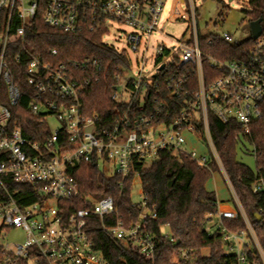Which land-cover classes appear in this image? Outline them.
Segmentation results:
<instances>
[{
    "label": "built area",
    "instance_id": "2783aa9c",
    "mask_svg": "<svg viewBox=\"0 0 264 264\" xmlns=\"http://www.w3.org/2000/svg\"><path fill=\"white\" fill-rule=\"evenodd\" d=\"M175 2L178 7L185 5V10L178 16H172L170 10L166 22H185L186 29L179 40L173 46L155 48L152 75L140 68L132 79H126L130 70L126 53L117 52L126 57L128 69L111 97L115 101L124 99L130 106L136 104L141 112L149 94L159 92L162 84L167 98L177 102L174 117L169 123L159 122L156 118L159 109L154 108L147 115L132 119L125 114L106 128L100 127L97 114L82 113L80 97L88 81L71 78L64 64L51 65L33 55L26 48V30L36 19L64 35L100 29L104 31L103 44L102 38L108 35L111 24L116 23L131 29L126 40L135 54L143 37L150 39L161 33L164 0H0V264H108L102 253L94 250L89 238L88 226L95 221L98 229L114 241L130 246L146 259L153 258L155 238L142 225L155 218L154 210L147 207V199L142 195L137 204L138 222L129 226L118 220L111 197L87 196L86 208L69 212L63 203L79 196L69 168L94 164L105 177L118 176L121 184L131 176L134 163L151 164L158 154L167 151L185 153L197 166L207 167L211 160L219 163L209 135L210 115L222 124H238L239 136L248 135L249 124L261 117L264 29L243 60L221 62L200 49L198 13L193 0ZM218 38L233 45L228 34ZM204 40L208 46L211 44L210 38ZM20 64L25 65V80L32 91L30 114L40 127L49 131L41 142L28 140L18 124H10V108L20 98L11 67ZM204 64L211 73H204ZM168 116L166 113L164 118ZM51 118L60 123L59 127L50 128ZM185 134H191L194 141L202 136L205 151L197 154L185 149ZM136 181L140 182L134 174L132 184ZM10 185L18 187L10 189ZM263 188V180L257 179L252 192L257 194ZM28 196L37 201L23 205ZM233 200L238 211L218 210L214 215L217 218L214 231L225 243L223 255H233L236 264H255L248 258L249 250L255 249L264 264L252 227L234 194ZM239 217L245 230L229 231L225 222ZM205 231L210 232L207 225ZM13 232L21 234L22 242L9 246L5 240ZM177 258L196 264L197 252L179 250Z\"/></svg>",
    "mask_w": 264,
    "mask_h": 264
},
{
    "label": "trees",
    "instance_id": "16d2710c",
    "mask_svg": "<svg viewBox=\"0 0 264 264\" xmlns=\"http://www.w3.org/2000/svg\"><path fill=\"white\" fill-rule=\"evenodd\" d=\"M247 4L250 10L243 11V14L250 18V23L261 20L260 26L264 29V0H247ZM179 12L176 4L174 13ZM103 34L104 31L99 29L64 35L45 27L36 19L26 30L25 41L27 50L42 62L51 65L64 64L71 78L88 81V86L80 97L82 113L85 116L97 114L100 127L110 128L114 120H120L125 114L130 119L147 115L154 108L159 109L160 115L156 117L159 122L169 123L176 113L177 102L167 98L162 84L159 92L149 94L146 107L141 112L136 104L130 106L124 99H111L115 86L120 85L125 78L123 73L128 69V62L123 54L101 44ZM210 39L209 46L206 40H201L200 49L204 54L221 62L243 60L253 43L250 37L236 45H228L218 36ZM52 51L55 52L54 56L51 55ZM203 70L205 74L211 73L205 64ZM11 71L20 98L16 106L10 108V124H18L28 140L41 142L43 137L48 136L49 131L46 127H40L30 114L32 91L25 80V65H13ZM193 88L192 78L191 89ZM166 113L169 114L168 118H164ZM208 123L210 140L219 163L264 256V188L257 194L252 192V185L257 179L264 182V107L261 117L249 124V134L246 136H239V125L234 122L222 124L210 115ZM198 140L205 144L202 136ZM239 145L243 150L245 145L251 148L255 162L254 171L237 161ZM217 170L218 166L213 160L207 167H199L187 154L167 151L158 154L157 160L151 164L134 163L131 176L120 184L118 176L105 177L94 164H78L69 168L68 173L78 185L79 196L62 206L69 212L76 211L88 206L85 201L87 196L95 199L111 197L118 220L125 226L132 225L138 222L140 214L137 205L130 200L133 175L137 174L142 195L147 199V207L154 210L155 214L154 219L142 222L144 230L155 238V253L153 258L146 259L130 246L114 241L98 229L96 221L92 222L88 226L89 238L94 250L100 251L108 264H187L177 258L179 250L197 252L196 264H236L233 255L224 257L225 243L221 236L215 231H205V226L219 207L215 194L205 189L206 182ZM9 187L17 188L18 185ZM23 192L26 193L27 189ZM35 201L37 199L34 196H28L23 205ZM231 202L232 210L237 209L232 199ZM256 215L261 217L260 221H257ZM225 225L231 232L245 230L240 217L225 222ZM162 227L168 228V237L172 241L161 235ZM205 250L206 255L202 254ZM248 258L255 264H263L255 249L249 250Z\"/></svg>",
    "mask_w": 264,
    "mask_h": 264
},
{
    "label": "rangeland",
    "instance_id": "374dc122",
    "mask_svg": "<svg viewBox=\"0 0 264 264\" xmlns=\"http://www.w3.org/2000/svg\"><path fill=\"white\" fill-rule=\"evenodd\" d=\"M173 1L174 0H164L163 12L160 16L161 33L158 35L154 34L150 39L143 37L135 54L130 51L126 40V36L132 31L125 25L112 23L108 35L102 38V43L106 46L116 52L126 53L130 61V70L126 75V79L135 77L140 68H144L145 73L152 75L155 72V48L157 46H173L186 29L185 22L181 20L173 23L166 22L173 6ZM219 1H221V3ZM193 3L197 8V25L201 40L205 38L209 39L212 36L228 34L232 38V44L236 45L244 42L250 37V18L243 14V11L250 10L247 0H232L230 2L227 0H193ZM180 9L184 11L185 5H181ZM48 124L51 129H55L60 125L54 118L49 119ZM184 136L188 138L190 142L194 140L191 134H185ZM192 144L196 152L205 151L204 146L198 140L193 141ZM236 159L251 171L255 170V162L249 146L245 145L243 150L239 145ZM216 165L218 166V170L207 181L206 186L208 189L215 191L217 198L220 200L219 205L232 209L233 205L231 199L235 204L232 190L226 181V176L221 165H219V163H216ZM142 197L141 184L136 181L131 188L130 200L133 204L137 205L142 201ZM236 208L235 210L238 211L239 208ZM216 221V216H212L211 221L207 224V228L210 232H214ZM160 233L163 236H169L167 227H162ZM5 241L9 246H12L13 244L22 242V236L18 232H13L7 236ZM202 254L206 255L207 251H202Z\"/></svg>",
    "mask_w": 264,
    "mask_h": 264
},
{
    "label": "crops",
    "instance_id": "0c3cea01",
    "mask_svg": "<svg viewBox=\"0 0 264 264\" xmlns=\"http://www.w3.org/2000/svg\"><path fill=\"white\" fill-rule=\"evenodd\" d=\"M175 3H176V2H175ZM175 3H174V1H173V6H172V8H171L172 11H173L174 4H175ZM178 10L181 11L180 7H178ZM185 139H186V144L184 145V148L187 149V150H193V151L196 152V150H195V148L193 147V144H192V142H193L194 140H192V141L190 142V140H188V138H185ZM195 145L197 146L196 143H195ZM196 153H197V154H201L202 152H199V153L196 152ZM206 185H207V182H206V184H205V189H206L208 192H213V193L215 194V191H214V190H210V189H208ZM141 194H142V191H141ZM215 197H216L217 202L220 203V200L217 198L216 194H215ZM218 210L226 211V210H232V209H229V208H227V207H225V206H223V205H219Z\"/></svg>",
    "mask_w": 264,
    "mask_h": 264
},
{
    "label": "water",
    "instance_id": "95a60500",
    "mask_svg": "<svg viewBox=\"0 0 264 264\" xmlns=\"http://www.w3.org/2000/svg\"><path fill=\"white\" fill-rule=\"evenodd\" d=\"M227 1H232V0H227ZM261 20H257L255 22H252L249 24L250 28V38L252 40H255L261 33V26H260ZM257 218V221H260L261 217L259 215L255 216Z\"/></svg>",
    "mask_w": 264,
    "mask_h": 264
},
{
    "label": "bare ground",
    "instance_id": "6f19581e",
    "mask_svg": "<svg viewBox=\"0 0 264 264\" xmlns=\"http://www.w3.org/2000/svg\"><path fill=\"white\" fill-rule=\"evenodd\" d=\"M175 5H176V3L174 4V8H175ZM174 8H173L172 16H178L181 12H179L178 14H175L174 13Z\"/></svg>",
    "mask_w": 264,
    "mask_h": 264
}]
</instances>
